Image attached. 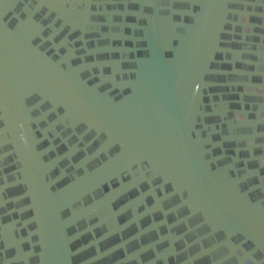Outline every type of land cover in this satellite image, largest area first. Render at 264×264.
<instances>
[{"label": "water", "instance_id": "obj_1", "mask_svg": "<svg viewBox=\"0 0 264 264\" xmlns=\"http://www.w3.org/2000/svg\"><path fill=\"white\" fill-rule=\"evenodd\" d=\"M0 264H264V0H0Z\"/></svg>", "mask_w": 264, "mask_h": 264}]
</instances>
